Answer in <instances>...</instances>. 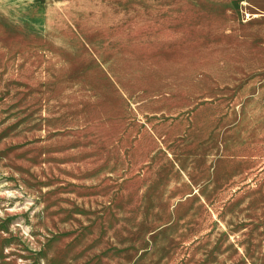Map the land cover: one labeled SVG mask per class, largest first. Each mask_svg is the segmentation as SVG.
<instances>
[{"label":"rangeland","instance_id":"rangeland-1","mask_svg":"<svg viewBox=\"0 0 264 264\" xmlns=\"http://www.w3.org/2000/svg\"><path fill=\"white\" fill-rule=\"evenodd\" d=\"M0 264H264V0H0Z\"/></svg>","mask_w":264,"mask_h":264}]
</instances>
